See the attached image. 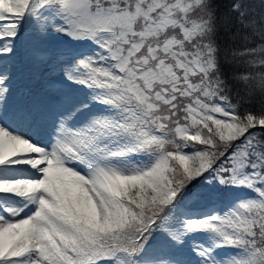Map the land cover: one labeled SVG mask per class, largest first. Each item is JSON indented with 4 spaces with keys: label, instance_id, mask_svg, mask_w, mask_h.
Returning <instances> with one entry per match:
<instances>
[{
    "label": "snow or ice",
    "instance_id": "obj_1",
    "mask_svg": "<svg viewBox=\"0 0 264 264\" xmlns=\"http://www.w3.org/2000/svg\"><path fill=\"white\" fill-rule=\"evenodd\" d=\"M0 264H264V0H0Z\"/></svg>",
    "mask_w": 264,
    "mask_h": 264
},
{
    "label": "trees",
    "instance_id": "obj_2",
    "mask_svg": "<svg viewBox=\"0 0 264 264\" xmlns=\"http://www.w3.org/2000/svg\"><path fill=\"white\" fill-rule=\"evenodd\" d=\"M213 8L218 16H223L227 13L231 0H211ZM217 43L221 46V72L223 78L228 83L230 88V96L233 102H236V97L239 96L247 100L244 89L236 81L238 77L244 74L245 69L242 63L238 60H233L231 50H237L240 47V40L231 32H226L223 28L217 33ZM251 103H258V99L254 98Z\"/></svg>",
    "mask_w": 264,
    "mask_h": 264
},
{
    "label": "rangeland",
    "instance_id": "obj_3",
    "mask_svg": "<svg viewBox=\"0 0 264 264\" xmlns=\"http://www.w3.org/2000/svg\"><path fill=\"white\" fill-rule=\"evenodd\" d=\"M231 194H229V196H230Z\"/></svg>",
    "mask_w": 264,
    "mask_h": 264
}]
</instances>
